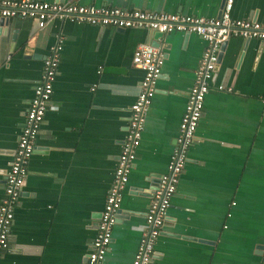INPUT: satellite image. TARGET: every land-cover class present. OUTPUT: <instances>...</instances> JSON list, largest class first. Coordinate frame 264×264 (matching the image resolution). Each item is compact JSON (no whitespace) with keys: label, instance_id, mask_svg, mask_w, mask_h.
Returning a JSON list of instances; mask_svg holds the SVG:
<instances>
[{"label":"crops","instance_id":"0c3cea01","mask_svg":"<svg viewBox=\"0 0 264 264\" xmlns=\"http://www.w3.org/2000/svg\"><path fill=\"white\" fill-rule=\"evenodd\" d=\"M42 1L205 18L219 17L224 4ZM231 16L264 23V0H234ZM58 34L64 44L50 100L56 109L49 108L41 124L0 264H86L143 77L132 56L139 45L158 42L165 57L161 76L103 262L132 264L206 42L182 32L155 37L146 29L59 20L40 29L31 18L0 20V203L34 87ZM263 252L264 41L233 37L221 47L153 264H258Z\"/></svg>","mask_w":264,"mask_h":264},{"label":"built area","instance_id":"2783aa9c","mask_svg":"<svg viewBox=\"0 0 264 264\" xmlns=\"http://www.w3.org/2000/svg\"><path fill=\"white\" fill-rule=\"evenodd\" d=\"M233 4L234 0H224L219 17L205 18L114 6L96 7L71 1L49 3L42 0H0V18L35 19L40 29L59 20L119 29H146L164 34L171 32L197 34L206 42L195 71L194 83L188 92L167 170L160 177L158 187L151 194V202L145 214L146 227L132 264H153L154 247L187 162L189 148L195 140L205 96L214 77L221 47L233 37L264 41V23L233 18L231 16ZM63 44L64 36L58 34L44 59L41 77L34 87L33 97L5 176L4 197L0 203V259L10 248V232L15 209L23 192L29 161L36 150L37 137L45 113L49 108L56 109V106H50V100ZM164 58L161 48L150 44L139 45L133 53L132 63L143 71V77L136 100L130 107L126 135L117 157L113 181L97 223L96 235L86 255V264H103L105 260L112 241L113 228L121 209L123 193L141 143L146 116L156 93L157 81L161 76ZM217 88L224 89L223 86ZM227 90L230 91L231 88ZM258 264H264V252Z\"/></svg>","mask_w":264,"mask_h":264},{"label":"water","instance_id":"95a60500","mask_svg":"<svg viewBox=\"0 0 264 264\" xmlns=\"http://www.w3.org/2000/svg\"><path fill=\"white\" fill-rule=\"evenodd\" d=\"M0 20H1V22H3L4 24H5V23H8V21H9V19H7V18H1ZM162 34H163V33L155 32V37H160V36H162ZM156 43H157V44H155V45L153 44V46H157V47H158L159 44H158V42H156Z\"/></svg>","mask_w":264,"mask_h":264}]
</instances>
